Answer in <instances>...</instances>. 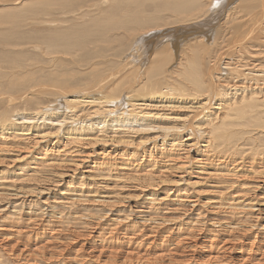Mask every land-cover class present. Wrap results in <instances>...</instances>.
Listing matches in <instances>:
<instances>
[{
	"label": "bare ground",
	"instance_id": "bare-ground-1",
	"mask_svg": "<svg viewBox=\"0 0 264 264\" xmlns=\"http://www.w3.org/2000/svg\"><path fill=\"white\" fill-rule=\"evenodd\" d=\"M114 1L2 38L0 254L16 218L42 255L73 219L77 264H264V0Z\"/></svg>",
	"mask_w": 264,
	"mask_h": 264
},
{
	"label": "rangeland",
	"instance_id": "rangeland-1",
	"mask_svg": "<svg viewBox=\"0 0 264 264\" xmlns=\"http://www.w3.org/2000/svg\"><path fill=\"white\" fill-rule=\"evenodd\" d=\"M1 1H7V0H0V2ZM58 1L59 0H53L51 2V0H44V1H41L40 2L38 0H33V1H27L25 3V5H19V6H14V7L13 6L12 7L11 6L0 7V47H2L4 45V40L2 38L5 35H12V33L13 34H16L17 33L18 36L21 35V34L22 35H27V36H32V35L37 34V36H39V34L40 35L44 34L45 31H43V26H42L44 24V22H42V21H44V20H50L52 22H58V21L64 20L65 16L70 15L68 13V11H71V13L73 14L74 12H76L78 10V8L84 7V6L85 7H89V6L91 7L90 9L92 10V15L97 16L98 13H99V15H102L103 12L111 11L113 9L112 5H114V3H115L114 0H109V1L106 0L107 3L106 2L104 3V0H102V1L101 0H96V1L95 0H75L73 6H70V4L55 5L54 6L53 4H55ZM67 1L72 2V0H67ZM126 1H128V0H126ZM124 2H125V0H124ZM104 4H105V6H104ZM107 4H109V5H107ZM97 9H100V10H98V12H97L96 11ZM147 11H148V13L150 12L149 9ZM168 14H169V12H168ZM43 15H44V17L41 20L40 17H42ZM161 15H164V14H161ZM36 17H38L39 20H41V21L40 22L39 21H35L36 20ZM170 20H173V19H170ZM44 26H45V24H44ZM34 28H38L39 31H36L35 30L36 31L35 32L34 31ZM17 35H15L14 38ZM132 45H133V41H128V42L125 43L124 47L119 50L118 56L120 57V59H121V57L124 58L125 56H127V54L130 52V48L132 47ZM119 48H120V46H118V49ZM7 65L6 64H2V66H1L2 69L0 68V70L3 71L2 74L4 73L6 75H9L13 71L15 72V70L11 69L10 65L8 66L10 68H8ZM9 69H11V70H9ZM7 72H9V73H7ZM77 180H78L77 178H76V180L74 179V181H76V182H77ZM114 192H117V191H114ZM118 193H120V191ZM81 206H83V205L76 206V210L83 211L84 208H87V209L90 208L89 209L90 210V213H88V214L92 215L93 217L95 216L94 218H97V217H99L101 215L99 212H94V214H93L94 207H92V206L91 207L90 206H83V207H81ZM114 214L117 215V213H114ZM96 215H97V217H96ZM116 215H114V216H116ZM16 221L15 222L18 223L17 224V226H18L17 229H19V231H20V234L18 236V239H19L20 245H22V246L19 245V247H17V249L15 248L14 249V252H12V253H7V254L1 253L0 254V264H69L70 262H71V264H77V261L79 259H81L83 256H86V254H87L86 252L83 253L82 250H80L81 244L85 242V244L87 245V247L91 246L90 245V241H88V240L86 241V238L84 237L87 234L86 231L87 232L89 231V227H87L86 225L82 224L81 222L78 223L77 221H74L73 219H65L64 222H66V223H63V225H62V231H63V232L61 231L62 234L61 233H58L60 235L57 234L52 240L50 239L51 241H49V242L52 243L51 244L52 246L49 249L48 248L45 249V252L46 253L43 251L44 252L43 255L45 256L43 258V255L41 254L42 252L41 253L40 252H37V253L34 254L33 252H36V251H33L32 249L37 244H43L44 238L39 239V240H37V241L34 242V239H31V238L33 237L34 232L37 231V230H33V229L27 228V226L23 223L22 220H19L18 221L17 218H16ZM14 224L13 223H9L8 224V222H6V221L4 223H1V221H0V228H2V227L6 228L7 226H14ZM105 224H107V222ZM70 225H72L73 227L70 226ZM75 228H77V229H75ZM80 229L83 232L82 231H79ZM71 230H74L75 232L74 231L72 232ZM71 232L73 234H76V235H73ZM2 233H3V231H2ZM79 233H80V235H79ZM71 234H72L73 237L71 236ZM83 234H85V235L83 236ZM28 235L30 236V239H31L30 242L32 241V244L30 242H27V241H29V239H28L29 236ZM62 235H63V237H62ZM26 237H28V238L26 239ZM59 237H62V238H59ZM70 237H71V239H70ZM77 238H79V239H77ZM84 239H85V241H84ZM15 241H16V243H15ZM72 241H74V242H72ZM250 241L251 240H248V241H246L245 244L238 245V246H235L234 247L236 249L235 251H237L238 249H240V250H238L237 252H235V253L232 254V256H231L232 257V260H235L233 258H236V256L252 257V256L257 255V253H255V252H250V253H248L249 255L246 254V249L249 248V246H247V244H249ZM0 242H1L0 243V252L2 251V248L5 245V243H7V245H5V246H8L9 244H11L12 246L18 244L15 237H13V239L6 238L3 241L0 240ZM56 242H59V245ZM235 242H238V241H235ZM144 243H146V242H144ZM28 244L30 245V249L31 250L29 249ZM53 244L54 245L56 244V245L53 246ZM217 244H219V243H217ZM143 245H144V247L142 246L143 248L141 247V250L139 249V251L141 253H144L145 251H147L146 244H143ZM23 246H24V248H23ZM70 247H71V249H70ZM56 248L57 249L59 248L58 249L59 252L57 251ZM164 248L167 249L166 247H164ZM19 249H24V252L21 253L20 255H17V254H19V251H18ZM51 249H53V251H51L53 253L56 251V254H53L55 257H53L51 255L52 253L49 251ZM77 250H80V251L78 252ZM30 252L33 253V254L31 253V256L28 255V253H30ZM150 252H152V249H151ZM38 253H39V255H38ZM49 253H51V254H49ZM205 253L208 254L209 251L205 250ZM60 254H61V256H60ZM78 255H79V257H78ZM189 255H191V252H189ZM75 256H77V257H75ZM222 256L224 257V254L223 253H222ZM258 257H259V255L256 256V258H258ZM107 258L109 259L110 257L108 255H105L104 254V256L102 258H100V260L97 261L98 264H109L110 262H111L110 264H112V262L114 264L116 261L117 262L115 264H117V263L118 264H122V260L120 259L121 257H118L117 259H111L110 258L109 260ZM203 258L204 257H203L202 253L199 250L197 252V255H196V261L198 260L197 263L196 262L187 263V260L189 258L183 259L181 261H183L185 264H203L202 263L204 261ZM50 259H51V262H50ZM57 259H59V261ZM46 260H48V261H46ZM110 260H112V261H110ZM230 260L231 259H228V262ZM57 262H59V263H57ZM88 262H84L82 264H88ZM97 262L96 261H94L92 263L89 262V264H96ZM147 263L148 264H152V262H144L143 263V261L141 263H139V264H147ZM166 263H167V261H166ZM166 263H165V260H164L161 264H166ZM167 264H169V262ZM216 264H218V263H216Z\"/></svg>",
	"mask_w": 264,
	"mask_h": 264
}]
</instances>
